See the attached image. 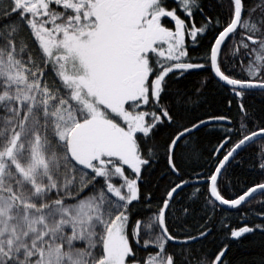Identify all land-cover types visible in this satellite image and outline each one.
<instances>
[{
	"label": "snow or ice",
	"instance_id": "obj_1",
	"mask_svg": "<svg viewBox=\"0 0 264 264\" xmlns=\"http://www.w3.org/2000/svg\"><path fill=\"white\" fill-rule=\"evenodd\" d=\"M0 264H264V0H0Z\"/></svg>",
	"mask_w": 264,
	"mask_h": 264
},
{
	"label": "trees",
	"instance_id": "obj_2",
	"mask_svg": "<svg viewBox=\"0 0 264 264\" xmlns=\"http://www.w3.org/2000/svg\"><path fill=\"white\" fill-rule=\"evenodd\" d=\"M207 101L213 105V107L217 108L220 110V104H219V96L216 93L215 89H213L211 86L209 87V90L207 91L206 94ZM250 101L256 105L259 106L260 104V98L257 97L255 99L250 98ZM209 143L207 146H211L212 143H215L214 137H209L208 138ZM245 156V165L244 166H237L234 169L235 176L238 177L240 180H251L257 177V173L253 172L251 168L249 167V160L247 157V153L243 154ZM245 250L243 248L238 249L237 255H243Z\"/></svg>",
	"mask_w": 264,
	"mask_h": 264
}]
</instances>
